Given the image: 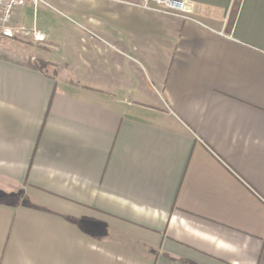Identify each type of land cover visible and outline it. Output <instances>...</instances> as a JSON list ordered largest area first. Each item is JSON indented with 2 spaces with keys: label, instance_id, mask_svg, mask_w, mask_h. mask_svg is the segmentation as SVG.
<instances>
[{
  "label": "crops",
  "instance_id": "1",
  "mask_svg": "<svg viewBox=\"0 0 264 264\" xmlns=\"http://www.w3.org/2000/svg\"><path fill=\"white\" fill-rule=\"evenodd\" d=\"M81 1L80 75L0 37V264H264V0Z\"/></svg>",
  "mask_w": 264,
  "mask_h": 264
},
{
  "label": "rangeland",
  "instance_id": "2",
  "mask_svg": "<svg viewBox=\"0 0 264 264\" xmlns=\"http://www.w3.org/2000/svg\"><path fill=\"white\" fill-rule=\"evenodd\" d=\"M24 1V5L15 11L18 13L17 21L16 17L13 18V25L18 24L16 27H22L23 30L9 40L6 48L1 49L10 57L24 59L34 49L32 34L35 28L47 37L45 42L37 44L38 49L45 47L50 49L61 72L67 63L68 67L73 66L77 69L80 75L83 67L81 65L83 49L94 43L100 44L98 41L101 36L98 27L82 17V8H85L87 2L70 0L74 6L67 7L66 0H45L47 5L40 3L34 7L30 0ZM86 68H89V75L94 72V76H97L99 65H86ZM140 69L142 70L141 66ZM49 71L54 72L52 69ZM77 78L80 80L79 76Z\"/></svg>",
  "mask_w": 264,
  "mask_h": 264
},
{
  "label": "built area",
  "instance_id": "3",
  "mask_svg": "<svg viewBox=\"0 0 264 264\" xmlns=\"http://www.w3.org/2000/svg\"><path fill=\"white\" fill-rule=\"evenodd\" d=\"M30 1L34 7L40 3L47 5L45 0ZM24 2V0H0V37L11 39L15 34H19L20 31L13 25V18L16 9L23 6ZM129 5L156 14L191 20L186 0H137ZM32 35L35 44L45 41V37L39 32L34 31Z\"/></svg>",
  "mask_w": 264,
  "mask_h": 264
},
{
  "label": "trees",
  "instance_id": "4",
  "mask_svg": "<svg viewBox=\"0 0 264 264\" xmlns=\"http://www.w3.org/2000/svg\"><path fill=\"white\" fill-rule=\"evenodd\" d=\"M238 1V0H237ZM27 62L32 66V67H34L35 69H37V70H39V71H41V72H46V71H48L49 70V68L52 66V65H47V64H45V63H42V62H40V61H32L31 60V56H29L28 58H27Z\"/></svg>",
  "mask_w": 264,
  "mask_h": 264
}]
</instances>
